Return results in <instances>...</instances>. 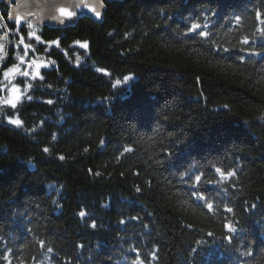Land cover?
I'll return each mask as SVG.
<instances>
[{
    "label": "trees",
    "instance_id": "1",
    "mask_svg": "<svg viewBox=\"0 0 264 264\" xmlns=\"http://www.w3.org/2000/svg\"><path fill=\"white\" fill-rule=\"evenodd\" d=\"M103 1L59 46L0 2L2 69L56 61L0 103V264H264V0Z\"/></svg>",
    "mask_w": 264,
    "mask_h": 264
},
{
    "label": "snow or ice",
    "instance_id": "2",
    "mask_svg": "<svg viewBox=\"0 0 264 264\" xmlns=\"http://www.w3.org/2000/svg\"><path fill=\"white\" fill-rule=\"evenodd\" d=\"M60 13L61 15L63 16H67V17H72L74 15L73 12L71 11H68L64 8H61L60 10ZM91 11H93L95 13V15L97 17H100L101 13L99 11H96L94 8L91 9ZM257 20H259L261 23H264V17H262V14L258 11L257 12ZM9 19H12V16L9 15ZM237 19H239V17H237ZM21 19L19 16H17L15 18V23L17 25H20L21 24ZM63 22V21H61ZM27 28L30 29V31L28 32V37L29 39H32V38H35V40L38 42V43H44V44H48V45H56V46H59V41H43L42 40V37L38 34H36V29L33 27V24L29 21L27 23ZM201 26L195 22L192 23L189 31L190 32H196L197 35L201 36V37H207L209 35V33L207 32H204V31H197L198 29H200ZM262 31H264V29H262ZM17 33H19V29H17ZM7 33H5L3 36H0V67L3 66L4 62H5V59L8 55L7 51L5 50L6 49V44H7ZM244 44H248L249 41L247 39H244L243 41ZM74 44L76 45H79L80 48L82 49H87L88 48V42H81L79 40L75 41ZM23 46V49H24V54L23 55H20L19 51L15 52V59L19 62L17 64H13L11 66H8L6 68L3 69V72H2V76H3V80H6L8 81L7 84H3L2 81H0V84H2V87H0V91H3V89L5 88H8V85L11 84V88H8V91L11 93V96L9 99L7 100H4L3 103H6L8 105L11 106V108L15 109L17 107V104L22 100V96H23V93L21 92V89H20V86L18 85H15V84H12V79L15 77V76H21V77H31L32 80H35L37 78L43 80L44 77L41 75V68L42 67H48L50 65H54L56 63V61L54 60H51L49 61L47 64H45L43 61H38L37 59L33 58L31 60H26L25 58L28 56V52H29V49H32L34 51V48L33 46L30 44V43H25V40H24V36L21 34L20 35V39L18 41V44L16 45L17 48H19V46ZM226 51V49H225ZM65 55H67V53H65ZM76 61L77 63L80 61V56L77 55L76 56ZM20 65H26L23 69H21ZM31 70V71H30ZM124 81H128L130 79L129 76H125L124 78ZM117 85L121 83L120 80H116L115 82ZM32 85L31 84H27L26 87L24 88V92H27L29 88H31ZM29 100L32 99L31 96H28L27 97ZM48 103H51V101H47ZM8 122L12 125H15V126H20L21 125V121L19 119H9ZM43 151L45 153H47L49 150L47 148L43 149ZM60 159H64V157H60ZM216 171L218 173H221V175L223 176L224 173L221 171V169H216ZM98 175V173H97ZM235 175L234 172L230 171L227 173V176L228 177H231ZM195 182L196 184H198L200 181H201V175H196L195 176ZM194 187L196 186L195 184L193 185ZM137 192L140 191V188H137L136 189ZM198 199H203L202 196H198ZM207 207L209 209L212 208V204L209 203L207 204ZM252 207L254 208L255 205H252ZM227 211L231 212L232 209L231 208H227L226 209ZM79 216L81 218H83L85 216V212L84 211H80L79 213ZM133 219H137L136 217H133ZM122 224L125 223L124 220H121L120 221ZM91 227L92 228H95L96 227V224L93 223L91 224ZM225 227H227L228 231L229 232H233L235 231V229L231 226V225H225ZM211 235V233H210ZM226 239L229 240V242L231 241V237H226ZM49 251H51V249H49ZM250 253H245V255H249Z\"/></svg>",
    "mask_w": 264,
    "mask_h": 264
},
{
    "label": "water",
    "instance_id": "3",
    "mask_svg": "<svg viewBox=\"0 0 264 264\" xmlns=\"http://www.w3.org/2000/svg\"><path fill=\"white\" fill-rule=\"evenodd\" d=\"M0 2L9 5V15L12 16L9 20H15L19 16L23 21H31L35 26L45 25L54 28L72 26L80 17L101 23L105 12L103 0H0ZM61 8L73 12L74 15L72 17L61 15L59 11ZM93 8L101 13L100 17L91 11Z\"/></svg>",
    "mask_w": 264,
    "mask_h": 264
},
{
    "label": "rangeland",
    "instance_id": "4",
    "mask_svg": "<svg viewBox=\"0 0 264 264\" xmlns=\"http://www.w3.org/2000/svg\"><path fill=\"white\" fill-rule=\"evenodd\" d=\"M0 23H1V21H0ZM5 34V33H4ZM4 34H1V36H3ZM7 41H9V38H8V36H7ZM7 44H8V42H7ZM6 44V45H7ZM28 57H31V56H28ZM40 56H34V58L35 59H37L38 61H43L41 58H39ZM26 59V58H25ZM31 59H33V58H29V59H26V60H31ZM44 62V61H43ZM15 63L17 64V63H19L16 59H15ZM14 63V64H15ZM45 63V62H44ZM45 64H47V63H45ZM13 65V64H12ZM26 65H20V67H21V69H23L24 67H25ZM3 67V66H2ZM2 67H0V70L3 72V69H2ZM31 71V70H30ZM2 72H1V74H0V77L2 78V81H3V84H7L8 83V81H6V80H3V76H2ZM18 76V75H17ZM17 76H15L13 79H12V84H15L14 83V81L16 80V77ZM11 84H9L8 85V88H11ZM8 88H6V92H5V94H4V96L3 97H0V103H2L3 105H7L6 103H3V101L4 100H7V99H9L10 98V96H11V93L8 91Z\"/></svg>",
    "mask_w": 264,
    "mask_h": 264
}]
</instances>
